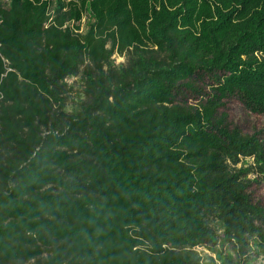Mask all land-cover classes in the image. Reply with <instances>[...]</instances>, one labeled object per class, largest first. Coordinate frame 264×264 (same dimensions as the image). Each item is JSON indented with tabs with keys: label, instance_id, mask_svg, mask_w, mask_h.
Segmentation results:
<instances>
[{
	"label": "trees",
	"instance_id": "16d2710c",
	"mask_svg": "<svg viewBox=\"0 0 264 264\" xmlns=\"http://www.w3.org/2000/svg\"><path fill=\"white\" fill-rule=\"evenodd\" d=\"M235 99L264 115V0H0V264H264Z\"/></svg>",
	"mask_w": 264,
	"mask_h": 264
},
{
	"label": "rangeland",
	"instance_id": "374dc122",
	"mask_svg": "<svg viewBox=\"0 0 264 264\" xmlns=\"http://www.w3.org/2000/svg\"><path fill=\"white\" fill-rule=\"evenodd\" d=\"M116 64L123 62V59L114 56ZM73 83L72 90L68 95L66 110L70 112L72 109H78V105L84 100L81 92V85L79 81H71ZM221 113H225L228 118V123L232 127H237L243 134L252 135L254 133L264 132V115L252 114L244 109L242 104L238 100H230L226 103ZM249 193L252 196L254 202L260 203L264 206V180H261L259 184H254L250 189ZM196 252L202 256L210 255L208 251L202 248H195Z\"/></svg>",
	"mask_w": 264,
	"mask_h": 264
}]
</instances>
